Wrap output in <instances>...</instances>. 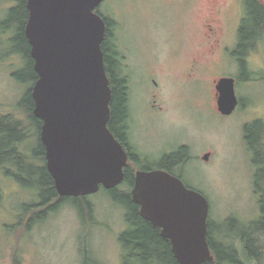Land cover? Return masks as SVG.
<instances>
[{"label": "rangeland", "instance_id": "obj_1", "mask_svg": "<svg viewBox=\"0 0 264 264\" xmlns=\"http://www.w3.org/2000/svg\"><path fill=\"white\" fill-rule=\"evenodd\" d=\"M16 1L0 0V23L9 16ZM235 1L220 0V4L223 10H232L240 0L237 4ZM206 4L204 0L187 7L183 0H104L98 10L108 17L125 19L138 32V45L139 31L148 30V37L155 40L154 51H161L157 77L162 82L158 98L162 108L153 110L149 106L146 91L132 100L133 134L140 151L157 160L187 144L192 158L182 171L184 182L206 195L209 219L219 230L239 233L260 216L261 194L254 184L259 166L253 161L244 129L256 119L264 121V81H240L236 90L241 103L233 113L225 115L218 109L215 73L183 75L187 53L198 45L191 29L200 23ZM177 29H185L182 44L173 37ZM8 31L0 37V114L22 117L20 102L32 80L26 79L29 63L11 42L12 33ZM260 53L264 67V44ZM143 59L149 72L155 65L152 52ZM207 152H211L209 160L203 159ZM0 178L6 191L0 207V264H13L20 258L23 264H124L119 238L128 226L125 207L117 202L114 193L102 188L88 195L92 216L83 217L68 201L46 221L28 229L24 220V225L15 228L16 221L27 216L24 204L34 199L35 192L5 176ZM229 218L232 219L227 221ZM86 248L90 250L88 256Z\"/></svg>", "mask_w": 264, "mask_h": 264}, {"label": "water", "instance_id": "obj_2", "mask_svg": "<svg viewBox=\"0 0 264 264\" xmlns=\"http://www.w3.org/2000/svg\"><path fill=\"white\" fill-rule=\"evenodd\" d=\"M104 0H27L25 32L38 79L34 114L44 121L47 166L62 196H88L120 185L129 155L109 128L112 88L102 44ZM218 109L228 115L239 99L235 79L222 78ZM211 152L203 155L209 160ZM133 199L141 214L162 229L179 264L213 261L208 241L210 203L167 170H137Z\"/></svg>", "mask_w": 264, "mask_h": 264}, {"label": "flooded vegetation", "instance_id": "obj_3", "mask_svg": "<svg viewBox=\"0 0 264 264\" xmlns=\"http://www.w3.org/2000/svg\"><path fill=\"white\" fill-rule=\"evenodd\" d=\"M204 1L207 4L202 13L203 17L200 23L195 24L191 29V36L195 40L194 43L197 41L198 45L188 51V62L183 75L191 77L197 73H215L216 76H214L213 83L218 103L219 92L217 85L222 78H234L235 90L242 80L247 82L252 80L264 81V67L260 53V47L264 44V0H240L239 5H236V9L232 10L230 8L223 10L220 0ZM195 2L196 0H183L186 7L190 3L193 4ZM235 3L237 4V0ZM28 17L29 10L27 7L25 28ZM109 20V52L114 62L112 72L114 76L125 82L128 103L127 117L123 123L116 125L114 134L127 150L129 155L128 163L131 161L134 164L136 176L137 170L140 169H160L156 166L160 158L152 160L149 156L143 154L134 140L132 100L139 97L141 91H146L148 97H150L149 106L153 110L162 108L158 104L162 82L157 77L161 51L160 49L154 51L155 43L153 41L155 40L150 36L148 37V30L139 31L142 37L140 36V45H138L139 39L135 36V33L138 32L134 28L129 27L125 19L117 15H110ZM10 32L13 37L15 30L13 29ZM184 32L185 29H179V31L177 29L173 35L174 39H179L181 44L185 38ZM25 36L28 40L26 32ZM150 51L155 59V65L148 72L143 58L147 59ZM22 56L24 58V55ZM238 99L239 103H241L239 96ZM34 107L35 103L28 110H31L30 113L34 117L24 115L6 120L7 124H17V127L12 129L13 135L10 137V147L3 149L4 146L0 145V177L5 176L19 185L32 187L35 192L34 199L24 204L27 216L16 221L15 228L24 225V220L28 222V229L34 223L46 221L53 211L68 202L65 199L66 196L60 195L57 189L55 198L48 196L43 199L41 197V186L43 184L38 182L39 177L34 176L36 173L30 177L28 176V172L33 171V169L35 172H39L41 169L46 170L51 174L47 166L46 145L42 138L44 121L34 114ZM256 120L262 121L264 125L262 119ZM262 137L264 138V133L259 138ZM4 155L7 156L5 159ZM135 161L138 163H135ZM19 177L26 183H22ZM4 193H6L4 182L2 183L0 178V207L3 206L1 198ZM0 221L2 220L0 219ZM13 264H23V259L20 258L17 262L14 261Z\"/></svg>", "mask_w": 264, "mask_h": 264}, {"label": "trees", "instance_id": "obj_4", "mask_svg": "<svg viewBox=\"0 0 264 264\" xmlns=\"http://www.w3.org/2000/svg\"><path fill=\"white\" fill-rule=\"evenodd\" d=\"M107 24L105 38L102 44L104 51L105 65L110 85L112 88L111 99V118L109 128L114 133L115 127L119 123H123L128 114L127 93L125 82L119 77L113 75L114 62L109 52V36H110V20L107 15L99 11ZM252 12V10H251ZM27 18V0H17L15 6L11 7L9 16L5 21L1 22V34L7 30H15L11 42L15 44L19 52L24 55L28 61V76L26 79L32 80V86L38 79V73L33 67L34 59L31 55V45L25 36V21ZM6 30V31H5ZM2 39H0V44ZM32 86L26 97L22 99L21 107L25 116H32L28 111L33 106L34 99L32 97ZM28 111V112H27ZM16 118L10 114H0V145L3 149L10 147V137L13 135L12 129L17 124H7L8 119ZM245 137L250 145V149L254 153L253 161L259 166L254 176V184L260 192V216L252 221L248 226L239 232H222L219 227L214 225L213 221H208V241L215 258L213 261H207L205 264H264V138H259L264 133V125L262 121L256 120L245 126ZM6 154V153H5ZM7 155V154H6ZM4 155V159L7 157ZM135 158V156H134ZM192 158L191 149L187 144L179 145L175 150L165 153L157 162V167L167 170L183 179V169ZM135 163H138L135 161ZM262 165V166H261ZM34 171V169H33ZM29 171L28 176L35 173V177H39L41 182V197L43 199L48 196L56 197L57 191L54 186V179L46 170L39 172ZM28 177V178H29ZM20 178V177H19ZM20 180H22L20 178ZM25 181L22 180V183ZM30 182V181H29ZM26 183V182H25ZM28 183V182H27ZM135 183V168L130 161L125 167V178L123 182L108 192L114 193L117 202L125 207L124 218L128 228L120 235V241L124 252L122 257L124 264H179L172 248L171 241L161 234L162 229L155 226L150 220L141 214V205L137 203L131 194L132 187ZM262 185V186H261ZM189 186V185H188ZM192 187V186H189ZM103 188V187H102ZM101 188V189H102ZM65 199L71 201L78 212L84 217L93 215V206L88 196H66ZM229 218L227 221H230ZM86 256L90 250H84Z\"/></svg>", "mask_w": 264, "mask_h": 264}]
</instances>
